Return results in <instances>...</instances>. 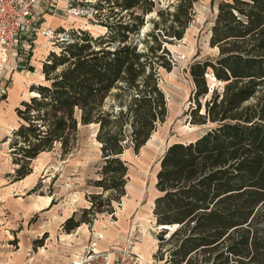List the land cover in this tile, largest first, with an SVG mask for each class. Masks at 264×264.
<instances>
[{"label":"trees","instance_id":"trees-1","mask_svg":"<svg viewBox=\"0 0 264 264\" xmlns=\"http://www.w3.org/2000/svg\"><path fill=\"white\" fill-rule=\"evenodd\" d=\"M197 2L176 0L160 9L155 0H82L93 13L88 22L103 32L56 30L63 37L43 63L44 82L31 85L33 96L16 108L19 126L4 142L17 182L33 173L42 154L56 147L71 154L81 125L98 127L103 165L93 185L101 192L89 196L91 207L80 218L65 221L64 232L113 214V203L126 196L124 155L138 154L166 121L161 71L173 70L168 46L184 39ZM210 31L217 56L189 66L190 123L207 128L161 158L153 215L162 231L154 258L264 264V0L220 1ZM209 78L221 86L212 88Z\"/></svg>","mask_w":264,"mask_h":264},{"label":"rangeland","instance_id":"rangeland-1","mask_svg":"<svg viewBox=\"0 0 264 264\" xmlns=\"http://www.w3.org/2000/svg\"><path fill=\"white\" fill-rule=\"evenodd\" d=\"M155 1L160 9H165L176 0ZM220 1L222 0H198L194 9V21L187 30L184 39L168 46L175 66L171 72L162 70L160 75V84L168 103L166 121L138 154L131 150L126 152L124 159L129 163L126 196L122 198L121 203H113L115 210L113 214H98L94 222L97 221L99 224L109 222L110 224L123 217L130 222L137 219L139 226L134 230L132 228L129 238L136 239V242H141L142 238H146V240L155 239L157 250L159 246L157 236L162 231L156 225L153 215L154 201L159 195L156 189L157 172L160 168L161 158L169 146L174 143L194 141L206 131V126H196L190 123V108L195 104L192 101L194 84L189 75V66L195 61L217 56L218 51L211 48L209 42L210 30ZM69 2L70 0H37V12L40 16L37 27H40L44 21L43 16H46L47 20H51L50 16H54L61 20L59 26L51 24L55 30L65 27L64 29L69 31L84 27L90 28L94 34L103 32L102 28L93 26L88 22L93 13L88 8L82 7V0H76L78 5L76 7L82 10V16L79 19H73L68 14ZM150 27L148 24L145 31L149 30ZM34 39L36 40L35 37ZM32 41V39L29 40V54L23 61L18 59L14 61L12 58L5 61L0 54V98L3 95H9L10 90L14 87H19L15 82L18 75H27V79H22L23 85L19 87L21 88L20 98L23 100L33 96V93H29L33 83L44 82L43 74L39 71V63L41 62L39 57L33 63L31 71L28 70L35 55L34 50L37 47ZM37 41L47 46L45 49L47 52L58 51L57 46L52 44L56 40L49 41L41 37ZM57 44L60 45L61 43ZM42 57H44L43 54ZM209 83L212 88L221 86L214 78H209ZM9 101L11 100L9 99ZM0 105L1 109L5 108L6 110L7 119V126L0 125V152L10 155L9 142L3 143V140L5 137L11 136L14 127L19 126V119L14 112L15 110H9L8 102L6 105L3 101ZM96 131V125H81L77 143L71 154L65 156L59 147H56L53 151L42 154L34 162V167L38 170L39 181L42 183L36 194L54 195L58 203H66L70 209H76L77 211L73 215L76 214L77 218L81 217L84 209L91 207L89 196L101 192L93 185L95 181L99 180V172L103 165L101 145L96 140ZM10 179L13 180V177ZM171 230L173 231V229ZM166 259L167 255H165ZM163 263V261L155 258L151 262V264Z\"/></svg>","mask_w":264,"mask_h":264},{"label":"crops","instance_id":"crops-1","mask_svg":"<svg viewBox=\"0 0 264 264\" xmlns=\"http://www.w3.org/2000/svg\"><path fill=\"white\" fill-rule=\"evenodd\" d=\"M50 18L51 20H47L46 17V26L60 25L59 18L54 16H50ZM41 37L37 36L35 40L33 37L30 38L23 34L21 41L24 46H27L29 40L32 39L34 46H37H35V55L28 70L31 71L33 63L39 57L41 59L39 71L42 73L43 63L49 51L45 50L47 46L44 43L37 41ZM17 74H19L18 71ZM28 75L30 76V74ZM24 78L27 79V75L21 74L15 78L19 87L23 85L22 79ZM19 87L11 89L7 98L3 100L6 105L8 102L9 110H15L14 112L23 101H28L31 98L29 96V99H21V88ZM0 125L7 126L5 108H0ZM16 128L14 127L13 130ZM3 143L7 142L3 140ZM8 157L11 158L10 155L0 152V264H72L92 243H96L97 248L102 251L126 246L130 239L132 221L130 222L124 217L115 223L99 224L96 221L92 225L83 224L70 234L64 232L65 221L77 210L70 209L66 203H58L54 195L30 194L41 183L37 175L38 170L35 167L33 173L25 179L13 182L10 178L13 177L16 167L13 165L12 159ZM53 201L55 204L52 205ZM45 235L46 239L43 245L36 246L35 242L41 240ZM135 247L143 254L148 264H151L157 252L156 240L142 238L141 242H135Z\"/></svg>","mask_w":264,"mask_h":264},{"label":"built area","instance_id":"built-area-1","mask_svg":"<svg viewBox=\"0 0 264 264\" xmlns=\"http://www.w3.org/2000/svg\"><path fill=\"white\" fill-rule=\"evenodd\" d=\"M67 12L73 19L82 16V10L78 8L70 7ZM43 19L40 27H37L40 20L37 0H0V54L5 61L11 58L23 61L28 57L30 46L22 43L23 34L30 38L42 36L49 41L63 37L54 28L46 26V16ZM132 225L133 230L137 229L139 221L134 219ZM136 241L130 238L125 247L106 251L99 250L96 243H92L72 264H148L143 254L136 249Z\"/></svg>","mask_w":264,"mask_h":264},{"label":"water","instance_id":"water-1","mask_svg":"<svg viewBox=\"0 0 264 264\" xmlns=\"http://www.w3.org/2000/svg\"><path fill=\"white\" fill-rule=\"evenodd\" d=\"M152 15H150V16H148V18H150ZM89 30H90V28H89ZM97 131H98V129H97ZM96 135H97V132H96ZM192 142V141H191ZM171 233H172V230H171Z\"/></svg>","mask_w":264,"mask_h":264},{"label":"bare ground","instance_id":"bare-ground-1","mask_svg":"<svg viewBox=\"0 0 264 264\" xmlns=\"http://www.w3.org/2000/svg\"><path fill=\"white\" fill-rule=\"evenodd\" d=\"M5 60V59H4Z\"/></svg>","mask_w":264,"mask_h":264}]
</instances>
